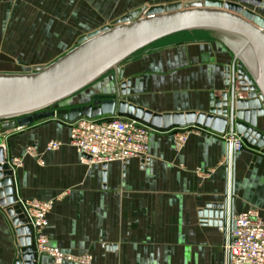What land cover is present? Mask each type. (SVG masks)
<instances>
[{
  "label": "crops",
  "instance_id": "obj_1",
  "mask_svg": "<svg viewBox=\"0 0 264 264\" xmlns=\"http://www.w3.org/2000/svg\"><path fill=\"white\" fill-rule=\"evenodd\" d=\"M112 7L104 0H0V73H13L3 70L6 63L52 59L48 47H58L57 60L81 36L127 15ZM259 13L264 16V10ZM232 58L212 33L173 35L121 65L117 75L128 91L122 99L159 115L208 113L212 98L228 92L225 70ZM113 91L107 76L71 104ZM146 125L145 161L105 166L80 163L68 145L69 125L62 120L40 121L1 137L5 159L22 161L9 179L15 202L54 201L45 230L49 246L68 255H90L91 264H222L223 236L207 224L220 218L203 213L219 211L227 186L233 214L255 211L264 221V151L244 140L245 148L233 155L227 169L223 134L196 124ZM192 126L201 135L190 134L176 150V134ZM257 129L264 134V117ZM52 141L61 146L48 152ZM17 258L14 236L0 210V264H14ZM35 264L54 263L36 257Z\"/></svg>",
  "mask_w": 264,
  "mask_h": 264
},
{
  "label": "water",
  "instance_id": "obj_2",
  "mask_svg": "<svg viewBox=\"0 0 264 264\" xmlns=\"http://www.w3.org/2000/svg\"><path fill=\"white\" fill-rule=\"evenodd\" d=\"M242 6L264 10V0H187L181 4L146 6L133 10L110 25L81 36L63 56L29 73H0V210L11 218L19 256L14 264H35L30 227L15 204L1 137L44 120L71 123L78 118L126 115L156 128L196 124L218 134L241 135L252 147L264 151V134L258 120L264 117V16ZM209 32L232 55L225 70L228 92L213 97L208 113L155 114L128 104L126 84L117 75L136 53L173 35ZM109 76L114 91L95 95L89 103L63 106L73 97ZM217 213L222 218L225 204ZM217 214V215H215ZM207 224L220 226L221 221Z\"/></svg>",
  "mask_w": 264,
  "mask_h": 264
},
{
  "label": "built area",
  "instance_id": "obj_3",
  "mask_svg": "<svg viewBox=\"0 0 264 264\" xmlns=\"http://www.w3.org/2000/svg\"><path fill=\"white\" fill-rule=\"evenodd\" d=\"M68 125V145L78 153L82 165L105 166L111 163L124 164L130 160L144 162L148 156L150 129L140 120L121 118L118 115L98 119L81 117ZM200 132L195 126L179 131L174 142L176 150L182 148L190 134L201 135ZM222 140L227 147L224 162L228 169L233 155L245 148L244 138L237 133H226L222 135ZM60 146V143L52 141L46 145L45 150L55 151ZM28 152L34 154L32 149ZM5 163L11 171L22 166L20 159H5ZM226 197L227 186L225 214L220 219L221 225L217 227L223 236L222 264H264V221L260 220L255 211L233 214L230 204L226 203ZM15 204L21 209L30 227L36 257H47L54 264H91L90 255H68L49 246L45 230L48 226L47 215L54 201L18 200ZM4 216L8 225L13 227L11 218L5 213ZM13 236L16 239L15 230Z\"/></svg>",
  "mask_w": 264,
  "mask_h": 264
},
{
  "label": "rangeland",
  "instance_id": "obj_4",
  "mask_svg": "<svg viewBox=\"0 0 264 264\" xmlns=\"http://www.w3.org/2000/svg\"><path fill=\"white\" fill-rule=\"evenodd\" d=\"M184 1L187 0H104V2H106L108 4L112 6H115V8H121L122 11H125L128 13H130L133 10H138L144 6L151 8V7H155V6H167V5H173V4H181ZM224 2L227 3H237V0H223ZM98 6V2L96 3V7ZM99 7V6H98ZM244 10H249V11H254L255 13L262 11L261 9H253L250 6H242ZM114 8V7H112ZM74 47V46H73ZM70 47L66 46L64 47V52H67ZM49 51L50 49H52L53 51L51 52V56H53L52 59L47 60V61H39V62H27V63H17V62H13L12 64L9 63L10 65L7 66V63L4 65V67L6 66V68H4L3 70L8 71V72H13V73H29V72H34L37 68L40 67H44L47 66L48 64L52 63L54 59L57 58L56 52H54L55 49H58V47H48L47 48ZM65 54V53H63ZM2 67V66H1ZM1 70V68H0ZM71 100L64 102L63 106H74L73 104H71ZM10 227V225H9ZM11 233L13 235V231L14 229H12L10 227ZM17 239V238H16ZM16 239L14 238V243L17 249V255L19 254V247L16 243Z\"/></svg>",
  "mask_w": 264,
  "mask_h": 264
},
{
  "label": "bare ground",
  "instance_id": "obj_5",
  "mask_svg": "<svg viewBox=\"0 0 264 264\" xmlns=\"http://www.w3.org/2000/svg\"><path fill=\"white\" fill-rule=\"evenodd\" d=\"M230 163V162H229ZM228 163V164H229ZM230 191H231V193L230 194H232V189H231V186H230ZM226 203H227V197H226ZM229 207H230V205H229ZM12 229H14L13 227H11ZM15 230V229H14ZM17 238V237H16ZM16 243H17V239H16ZM18 245V244H17ZM19 247V246H18ZM19 252H20V248H19ZM18 256H19V254H18Z\"/></svg>",
  "mask_w": 264,
  "mask_h": 264
}]
</instances>
